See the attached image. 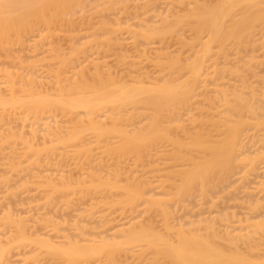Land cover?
Segmentation results:
<instances>
[{"label":"rangeland","instance_id":"obj_1","mask_svg":"<svg viewBox=\"0 0 264 264\" xmlns=\"http://www.w3.org/2000/svg\"><path fill=\"white\" fill-rule=\"evenodd\" d=\"M35 1L6 4L20 10ZM55 1L42 8L46 15L56 6L62 11L48 31L34 25L20 41L0 46V98L12 94L20 100L0 106V264H65L48 247L108 249L144 229L157 244L140 248V243L129 253L121 245L125 253L117 264H175L154 255L166 247L160 242L177 247L181 238L208 233L223 254L264 264V21H254L237 39L209 43L204 52L206 34L200 33V42L193 39L190 14L215 8L218 0H62L65 7L60 0L52 5ZM263 1L254 4L264 10ZM239 3L232 7L239 10H231L235 18L250 5L242 2L249 5L240 10ZM184 63L199 68L194 87ZM174 66L187 70L176 72ZM75 83L83 89L69 95L72 99L90 96L85 83L112 91H154L164 84L190 90L171 123L161 118L173 141L141 143L134 137L153 120L148 105L118 106L104 99L94 111L36 114L27 107L39 98L57 100ZM234 97L247 103L240 116L227 111ZM225 117L231 129L243 120L233 168L183 193L185 175L202 156L187 147L189 134H208L210 142L222 144L229 133L222 125ZM104 253L76 263L107 264Z\"/></svg>","mask_w":264,"mask_h":264},{"label":"bare ground","instance_id":"obj_2","mask_svg":"<svg viewBox=\"0 0 264 264\" xmlns=\"http://www.w3.org/2000/svg\"><path fill=\"white\" fill-rule=\"evenodd\" d=\"M7 1H5V2L7 3ZM48 1L49 0H39V1H35L31 5H30V3H27L26 6H29V7H26V8L20 9V10H17V9L14 10L15 8L12 7V8H14V9H12L11 5H9L10 3L6 4L3 2V0H1L0 2L1 3L3 2V4L6 5V7H8V10H9V8H11L12 11H6L7 8L5 6L1 5L2 7L6 8L5 11H2L1 6H0V46L1 47H2V45L6 46L5 44L12 43L13 40L20 41L21 40L20 36H22L21 34L23 32L31 30V28L34 25L35 26L41 25V26H43V28L44 27L46 28V31H48L47 29H50L51 26H53L52 23L54 24V22L58 21L60 15L62 14L61 13L62 11L58 10L59 6H56L58 9H56L57 11H55V13H53V15L49 14V13H48L49 15H46L44 9H42V8H44L46 5L49 4ZM60 1H61V4L58 0H56L54 3L52 2L53 4L51 2L50 3L54 6L56 4H60V7H65L64 1H63V3H62V0H60ZM250 1L251 0H218L219 5L216 3V6H217L216 7L214 4L215 8L210 7L208 9V7H207V9H208L207 10V9H205V6H204L205 13L199 12V11L198 12L193 11V14H192L190 12L191 13L190 17L192 18L191 19L192 23L189 26H191V30L193 31L192 32L193 39L198 40L200 42L199 39L203 38V37H200V35L203 32H205V34H206V41L201 43V46H202L204 52H206L207 49L210 47L209 43L215 42L214 44L218 43V45H219V43L222 39H224V38L226 39V37H227V39H228V37L232 38V36H233V38L237 39V37L242 33L241 32L242 30H244V29L246 30L247 28H249L251 30V28H252V27L250 28L251 24H253V25L257 24V23H253L254 21L258 20V23H260L259 21L261 19H262V21H264L263 20L264 10H263V8H261V6H259V7L257 6V5H259L260 0L259 1L257 0L256 2L254 0L253 3H252L253 0L251 2ZM56 2H58V3H56ZM238 2H241V4L239 3L240 8H241V6L244 7L246 5H249V4L250 5H249V7L248 6H246V8L244 7V9L241 8L240 10H242V9L243 10L240 11L241 12V13L239 12L240 15H238V17L235 18L236 16L234 15L235 13L233 14V12H235L236 9L237 10H239V9L237 7L235 10H233L232 7L238 6V5H236V3L238 4ZM242 2H248L249 4L243 3V5H242ZM25 3H26V1H25ZM254 3H256V4L258 3V4L255 5ZM7 5H9L10 7ZM14 6H16V3ZM214 6H212V7H214ZM250 8H252V9H250ZM196 9L198 10V8H196ZM206 10H207V12H206ZM231 10L233 12H231ZM58 11H60V12H58ZM239 13L236 12V14H239ZM64 14H67V13L64 12ZM231 14H233V15H231ZM63 17H65V16L63 15ZM187 17H188L187 20H189V16H187ZM232 17H234L235 19ZM184 18H185V16H184ZM263 25H264V23H263ZM249 29H247V30H249ZM166 30L168 31V29H166ZM170 31H171V29H170ZM238 33H240V34H238ZM236 35H237V37H236ZM159 38H162V37H159ZM241 38H242V36H241ZM224 40L222 41V44L224 43ZM198 41H197V43L199 44ZM192 44H194V43L192 42ZM189 45H191V42H189ZM208 51H210V48ZM163 58L166 59L165 56ZM180 65H183V64H181V63L178 65L176 64L177 67H180ZM176 66H174L172 68V70H174ZM184 66L186 67L185 63H184ZM188 66L189 67H186V68H188V71H189V76H190L189 80H191V83H192L191 85H193L192 87H194V84H196L197 79H198L199 68H197L196 65H194L195 67L192 66L191 68H190V65H188ZM177 67H176V69H178ZM182 67H181V69L184 68V67L183 68ZM186 68H184V69L187 70ZM181 69L179 68L178 71H176V72H179V70L181 71ZM184 69H183V71H184ZM171 79H173V78L171 77ZM189 84H190V82H189ZM97 85L99 86V84H97ZM168 85L169 84H164L163 87L160 86L157 89L153 88L154 91L151 90V88H150V90H147L146 88L144 89V88H140V87H139L140 89L135 88V89H128V90L123 89V87H120L117 90L112 91L110 89L100 88L102 86H100V87H98V86L96 87L94 85L90 86V85H87L85 83V87L88 88L87 91L90 93V96L85 97V98H75V99L73 98L72 99L69 95L73 94L74 92L76 93V91H79V90H81L80 88H82L81 85L75 83L73 86H71V88L66 93H63L62 92L63 90H62L59 93V98L57 100L51 101L50 99L48 100V98L47 99L46 98L45 99L39 98V100H35V101L31 102L27 107L29 108V110H31V112L36 114L39 111H44V110H49V109L61 110V111H65V112H72L75 109L76 110L77 109H82V110L87 109L89 111H94V109L99 105L98 102L104 101V99H107L106 102H109V103L114 104V105L115 104H117V105L118 104H120V105L121 104H130L131 106H134V105L141 103L143 105H148V106L152 107V110L154 112L153 113V120L151 121L152 125L150 123L149 127H147L144 134L142 133V134H139L138 136L135 134L134 138H140L139 142H141V143H145L151 139L152 140H169V141L171 140V141H173L172 140L173 137L170 136L171 137L170 138L168 136V134L166 133L167 127H165V126H168V125L164 126L162 124L163 119L161 120V118H163V117L169 118L165 121V123H167V124L170 122V119L174 120L171 117H173L174 114L177 113V109L180 110L179 106H180V104H183V102L185 101L184 98L187 99L186 96H187L190 88H188L189 87L188 86L187 88L189 90L186 89V91H185V89H183V90L181 89V91H180L178 88H176L174 86L172 87L171 85L168 86ZM86 88H85V90H86ZM192 89H194V88H192ZM11 92H12V90H11ZM103 96L105 98H102ZM10 97L11 98L6 99V101L3 98L2 99L0 98V106H9V105L17 104L20 101V100H18V98H16V96H14L12 94ZM235 99H234L232 105L228 104L227 111H233L235 113L238 112L237 114L240 116L241 115L240 111L242 109H246L247 103L242 98L241 99L238 98L236 100ZM231 100H233V99H231ZM210 107L212 109V106H210ZM248 107H249V105H248ZM115 110H117V107ZM212 110H214V109H212ZM210 112H211V110H209L207 113H210ZM117 113L118 112H116L115 114H117ZM212 116L214 117V115H212ZM212 116H211V118H212ZM110 118H112V117H110ZM114 118H112V119L114 120ZM116 118H118V117H116ZM212 119H209V120H212ZM164 120H165V118H164ZM114 121H112V123H114ZM225 122H226V117H225V119L222 120V125H225L224 126L225 131L228 130L229 133L227 134V132H225L227 137L225 136L222 139L223 140V142H221L222 144H214V143H212V141L210 142L209 138L207 137L208 134L206 135V137H202L201 134H196L195 131H194L195 135L192 133L189 134V135H193V136H189L188 139H190V142L187 145V147H189L190 150H192V151L201 153L200 155H202V156L200 157L201 158L200 162L195 164V168L193 169V171L190 172L189 175L187 174L188 176L185 175L187 177L185 179L186 181L184 180L185 183H183L182 186L180 185L181 186L180 190L183 191V193L186 192V190H187V192L192 190L191 188H193L194 185L195 186L196 185L203 186L204 183H208L210 180H212L214 177H216L217 174H219L220 177L222 175L224 176L225 174L228 173L226 171H229L230 169L233 168L234 162H235L234 161V159H235L234 151H236L235 147H237L236 143H237V140L239 138L238 134H240L239 130L241 132V128H239V127H241V125L243 124V120H241L239 118V120H238L239 125L237 124L238 127H236V129L235 128L231 129L227 124H225ZM213 123L214 122H212V125H213ZM170 127L171 126H169V128ZM229 128H230V131H229ZM124 137H126V136H124ZM174 140H175V138H174ZM217 143H219V142H217ZM179 145L180 144H178V146ZM128 147H130L131 150H135V149H137L138 146L136 144H130ZM190 159H192L191 156H190ZM224 172H226V173H224ZM207 185H209V183ZM180 190L178 189V192H181ZM181 194H178L176 196H180ZM145 230L146 229H144V232H142L143 230H140L139 232L137 231L138 233H133V234L131 233L129 236L127 235V237H125V239H123V242L119 243L120 245L115 244V246H113L114 244H111L110 247L112 249L108 248L110 250H108L104 247H103L104 249L102 247L99 248V249H102L105 251H102L99 249L93 250L94 247L92 248V250H89L87 252H80V250H76V248H73V246H71V248L69 250L67 249L65 251H64V248H61L60 250H59V248H58V250H53L54 247L53 248H50L48 246H46V247H48V252L51 253L52 255L60 256L61 258H63L65 264H77L76 261L78 259H82L83 261L88 262L92 257L100 254L101 252H105L104 253L105 254V261L107 264H117V259H119V257L125 253L124 252L125 250H123L122 247H120L121 245L128 246L130 248V250H127L129 253L133 249L138 248V247L134 248V246L138 245L140 243L142 244V245H138V246H140V248L143 247V243L145 244V246L146 245L152 246V245L157 244V243L155 244V241L157 240V238H156V240H154V238H155L154 234L149 233L150 231L146 232ZM214 231H213V233H214ZM211 234H212V232H211ZM208 235H210V234L209 233L207 234V238H205V236L200 237L199 235H198L199 237L195 235V237H191V238H185V239L181 238L180 239L181 241H179V246H177V247L171 246V248H167L168 244L163 243V241L158 238L160 241H162V242H160V241H158V242H160V243H162V245L166 246L164 248L166 250H164V249L159 250L157 248V249H155L154 255L156 253V255L158 257H161V256L164 257L165 256L164 258H168L170 261H172L175 264H252V262H248V260L245 257H242L240 255H239L240 257L238 255L237 256L236 255L233 256L231 254L229 255V252L227 253L228 255L223 254L224 251H222V249H221V251H219L218 248L216 249V247H214V244H213L214 242L212 243V241H213L212 236L210 235L211 237L210 236L208 237ZM212 235L214 236L215 234H212ZM181 237H183V236H181ZM207 239H210L211 241L207 240ZM227 241H229V237H228ZM103 246H106V244ZM131 247L133 249H131ZM140 248L138 249V251H142V252H140L142 254L145 253V249H144L145 247L142 250ZM135 250H137V249H135ZM52 251H54V252H52ZM58 252H60V253L58 254ZM135 252H137V251H133V253H135ZM55 253H57V254H55ZM140 253H139V255H141ZM132 254H129V255L132 256ZM139 255L136 256L134 254V256H136L137 258L139 257ZM131 256H130V258H131ZM125 257H127V256L125 255ZM156 257H154L153 260H155Z\"/></svg>","mask_w":264,"mask_h":264}]
</instances>
